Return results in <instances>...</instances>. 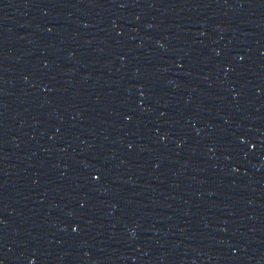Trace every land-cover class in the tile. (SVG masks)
<instances>
[{
	"label": "water",
	"instance_id": "1",
	"mask_svg": "<svg viewBox=\"0 0 264 264\" xmlns=\"http://www.w3.org/2000/svg\"><path fill=\"white\" fill-rule=\"evenodd\" d=\"M264 48V0H0V264H193Z\"/></svg>",
	"mask_w": 264,
	"mask_h": 264
}]
</instances>
